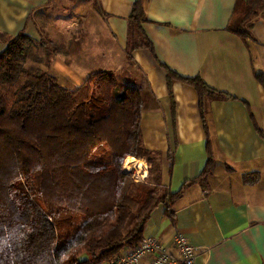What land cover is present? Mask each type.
Masks as SVG:
<instances>
[{
	"label": "crops",
	"instance_id": "obj_1",
	"mask_svg": "<svg viewBox=\"0 0 264 264\" xmlns=\"http://www.w3.org/2000/svg\"><path fill=\"white\" fill-rule=\"evenodd\" d=\"M68 1L0 0V52L23 31L39 40L35 20L47 11L66 47L51 38L59 45L51 46L46 69L70 89L92 72L111 70L140 90L143 142L159 154L161 183L173 192L202 172L210 138L216 161L210 187L190 185L173 216L161 204L145 237L172 244L177 232L186 234L199 247L194 264H264V87L255 76L264 71V10L249 20L251 38L245 41L227 29L236 0H145L143 27L153 48L129 56L128 22L136 0H72L76 20L55 9L66 2L64 10H70ZM167 69L201 76L238 97L207 101L209 135L197 90L181 80L170 89ZM128 159L127 169L148 174L145 159L142 168L128 167Z\"/></svg>",
	"mask_w": 264,
	"mask_h": 264
},
{
	"label": "trees",
	"instance_id": "obj_2",
	"mask_svg": "<svg viewBox=\"0 0 264 264\" xmlns=\"http://www.w3.org/2000/svg\"><path fill=\"white\" fill-rule=\"evenodd\" d=\"M144 3L136 0L129 18V56L136 49L153 48L143 27ZM263 10L264 0H236L227 29L250 39L247 24ZM34 45L23 31L0 52V235L17 225L27 231L19 247L0 253V264H36L41 257L47 264L110 261L142 243L161 204L173 216L190 185L210 187L216 168L210 138L202 172L171 191L161 183L159 154L143 142L140 90L121 86L111 70L92 72L76 89L65 87L48 69L34 72L25 66L29 59L46 65L50 61L53 50L45 58ZM255 76L264 87V71ZM176 80L197 90L208 135L207 101L238 98L201 76L167 69L170 89ZM130 156L150 164L146 177L154 181L134 179L125 168ZM120 181L122 195L117 198Z\"/></svg>",
	"mask_w": 264,
	"mask_h": 264
},
{
	"label": "built area",
	"instance_id": "obj_3",
	"mask_svg": "<svg viewBox=\"0 0 264 264\" xmlns=\"http://www.w3.org/2000/svg\"><path fill=\"white\" fill-rule=\"evenodd\" d=\"M135 172L133 173L136 174ZM147 175L143 173L141 176L145 178ZM198 252L199 247L194 245L186 234L177 232L172 244H167L159 237L148 236L138 246L100 264H194Z\"/></svg>",
	"mask_w": 264,
	"mask_h": 264
},
{
	"label": "rangeland",
	"instance_id": "obj_4",
	"mask_svg": "<svg viewBox=\"0 0 264 264\" xmlns=\"http://www.w3.org/2000/svg\"><path fill=\"white\" fill-rule=\"evenodd\" d=\"M68 3L70 4L71 3V5L73 6L74 5V3L72 2V0H71V2L70 1H68ZM66 2H64V3H60V4H57L56 5V10L57 11H59L60 13V15H66L67 16V19H71V20H76V17L75 16H72V15H76V14H78L79 12H77V11H75V5H76V3H75V5L73 6V7H71V9L70 10H68V11H66L65 12V8H66ZM73 11V12H72ZM58 13V12H57ZM66 13V14H65ZM78 15H80V14H78ZM92 15L93 14H90L89 15V17H88V19L89 20H91L92 19ZM47 17H48V13H47V11H45V14L44 15H38L37 16V18H36V20H35V23L37 24V27H38V31H39V34H40V39L39 40H33L34 41V43H35V45H34V51L37 53V54H39V55H41V56H43V57H45L46 58V52H48V51H52L53 49L51 48V46L52 47H54V45H59V44H57L58 42L60 43L62 40L61 39H63V38H61V39H59V38H57V34L55 33V30L53 29V26H51L49 23L50 22H48L47 21ZM85 38H86V36H84ZM51 38L53 39V40H57L58 42L57 43H53V41H51ZM88 40L90 41L91 40V43L93 42L92 41V38H91V35H89L88 37ZM54 44V45H53ZM61 44V46L64 48V47H66V45L65 44H63V42H61L60 43ZM48 50V51H47ZM46 63V62H45ZM44 62L43 63H40V62H37V61H34L33 59H29L28 61H27V63H26V67L28 68V69H30V70H32V71H34V72H39V69L38 68H42V69H46V64H45ZM117 79H118V81H119V84H121V86H123V87H132V85L131 84H129L123 77H122V75H120V73H117ZM63 82V81H62ZM147 166L148 167H150V164L149 163H147ZM130 167H132V166H130ZM125 168H126V163H125ZM127 169V168H126ZM127 170H129V169H127ZM130 171H132V172H135V170L133 169V170H130ZM136 174H134L133 173V177H134V179L136 180V181H146V180H148V181H154V177L153 178H151V180H149V178H142V176L141 175H143V174H141V173H138V172H135ZM143 173V172H142ZM136 175V176H135ZM158 175V173H157V171L155 172V176H157Z\"/></svg>",
	"mask_w": 264,
	"mask_h": 264
},
{
	"label": "clouds",
	"instance_id": "obj_5",
	"mask_svg": "<svg viewBox=\"0 0 264 264\" xmlns=\"http://www.w3.org/2000/svg\"><path fill=\"white\" fill-rule=\"evenodd\" d=\"M39 170V167L37 168ZM123 181H120L115 195L119 198L122 195ZM27 231L23 225H17L11 229H6L3 235H0V253H10L15 248L19 247L26 239ZM63 253L60 254V259H63ZM36 264H47L46 258H38Z\"/></svg>",
	"mask_w": 264,
	"mask_h": 264
},
{
	"label": "bare ground",
	"instance_id": "obj_6",
	"mask_svg": "<svg viewBox=\"0 0 264 264\" xmlns=\"http://www.w3.org/2000/svg\"><path fill=\"white\" fill-rule=\"evenodd\" d=\"M145 161L143 159H137L136 157H129L128 159V167L132 166L133 164L140 165V168L143 167ZM139 168V166H138Z\"/></svg>",
	"mask_w": 264,
	"mask_h": 264
}]
</instances>
